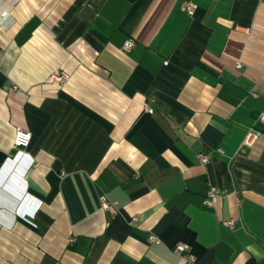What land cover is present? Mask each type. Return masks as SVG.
I'll list each match as a JSON object with an SVG mask.
<instances>
[{
	"label": "crops",
	"instance_id": "obj_1",
	"mask_svg": "<svg viewBox=\"0 0 264 264\" xmlns=\"http://www.w3.org/2000/svg\"><path fill=\"white\" fill-rule=\"evenodd\" d=\"M0 12V264H183L176 242L197 264H264V0Z\"/></svg>",
	"mask_w": 264,
	"mask_h": 264
},
{
	"label": "built area",
	"instance_id": "obj_2",
	"mask_svg": "<svg viewBox=\"0 0 264 264\" xmlns=\"http://www.w3.org/2000/svg\"><path fill=\"white\" fill-rule=\"evenodd\" d=\"M197 6L195 3L191 1H183L180 4V10L185 12L188 15H193ZM6 12H0V16H4ZM134 40L132 38H127L121 45V50L128 51L134 47ZM68 79V75L66 72L62 70H54L49 75V80L52 82H57L59 84H64ZM254 96L256 94L252 93ZM148 112H152L151 109L147 108ZM256 124L264 125V112H259L255 118ZM259 134V131L251 128L246 136L245 142L249 143L253 138H255ZM31 140V133L29 130L17 126L14 130V136L12 140V148L15 150L26 148ZM198 158L202 164L208 162V158L203 155H198ZM219 193V189L216 186L209 185L203 197V204L207 207L213 206V198ZM101 205L103 208L109 209L111 207L110 203L106 200L105 196H101L100 198ZM223 225L226 227L232 228L234 225L233 219L223 220ZM156 237L154 235H150L148 237L149 241H156ZM74 238L70 237L68 239V243L72 244L74 242ZM173 252L181 256L183 260V264H197L196 256L192 252L191 247L188 243L185 242H176L173 246Z\"/></svg>",
	"mask_w": 264,
	"mask_h": 264
}]
</instances>
